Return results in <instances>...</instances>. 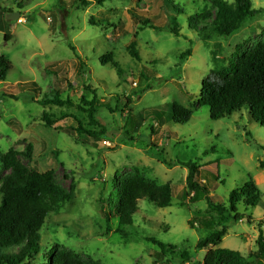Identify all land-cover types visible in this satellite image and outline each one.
<instances>
[{"label":"rangeland","instance_id":"374dc122","mask_svg":"<svg viewBox=\"0 0 264 264\" xmlns=\"http://www.w3.org/2000/svg\"><path fill=\"white\" fill-rule=\"evenodd\" d=\"M250 1L260 13L225 36L208 28L216 12L211 0H0V55L11 62L0 80V152L13 149L26 168L52 170L54 183L66 192L74 184L70 200L45 219L41 253L55 246L97 264H202L206 250L196 244L213 230L198 221L188 225L207 209L205 195L184 198V163L192 161L214 202L228 204L229 193L249 178L261 191L254 208L237 204L250 221L230 224L218 245L239 251L244 264H260L254 253L259 230L264 235V168L258 166L264 161V126L246 108L210 119L209 108L198 102L203 78L238 63L264 39V0ZM11 13L19 16L8 19ZM201 13L199 25L207 28L199 34L188 18ZM172 16L178 36L169 30ZM135 17L151 19L152 27ZM131 41L138 59L128 52ZM187 49L191 54L181 58ZM106 53L121 74L101 63ZM30 82L35 90L25 84ZM91 91L104 132L81 100H91ZM56 92L75 105L40 102ZM173 102L192 110L186 123L170 118ZM43 112L54 121L50 127ZM79 125L97 135L76 131ZM136 170L171 183V205L159 208L140 199L133 225L120 233L118 220L106 215L116 191L110 181ZM8 174L0 164V186ZM150 238L175 249L161 255ZM43 261L39 256L33 264Z\"/></svg>","mask_w":264,"mask_h":264},{"label":"trees","instance_id":"16d2710c","mask_svg":"<svg viewBox=\"0 0 264 264\" xmlns=\"http://www.w3.org/2000/svg\"><path fill=\"white\" fill-rule=\"evenodd\" d=\"M216 12L208 28L218 35L229 36L237 31L244 20L252 18L260 13V9H255L250 0H233L228 3L225 0H211ZM84 2V1H83ZM205 14L189 16L188 25L200 34L204 28L199 23L203 22ZM137 18V21L144 26H151V19ZM172 25L170 32L179 35L177 23L174 16L171 18ZM199 25V26H198ZM152 27V26H151ZM135 38V36H134ZM74 50V48L72 47ZM129 54L134 58H139L135 48V42L131 41L128 47ZM191 54L187 49L181 53L180 57L185 58ZM101 63H111L121 74L118 62L111 53H106L100 59ZM83 63H80V68ZM11 62L6 57L0 55V80L5 81ZM56 74L55 69L48 70ZM57 76V75H56ZM29 84L34 90L37 88L35 82ZM150 87V86H149ZM87 90H91L86 85ZM93 97L87 100L82 97V103L87 106V115L91 122L101 126L95 117V93L91 91ZM132 99L127 97V104ZM42 104H55L58 106H74L75 103L70 98L61 99L56 92L52 99L40 101ZM198 102L209 108V118L219 119L232 114L242 108L248 110L252 120L264 126V39L247 52L238 63L231 64L224 70H213L210 75L201 81V89ZM81 108H83L81 106ZM170 118L174 123L184 124L191 115L192 110L183 105L173 102L170 105ZM43 123L50 127L54 121L43 112ZM76 131H82L90 137H95L97 133L83 129L80 125ZM101 132L103 127H100ZM30 146V145H29ZM30 147L27 148L26 155L30 157ZM0 164L9 170L0 186V264H33L39 256L44 257L42 264H97L86 261L78 254L69 251H58L53 246L50 252L41 253V234L45 219L49 213L57 212L62 205L70 200L74 184L69 187L68 192L62 190L54 183L53 171L39 172L33 168H26L20 163L13 149H8L4 154L0 152ZM188 168L186 176V188L184 198L192 194V201L195 195H205L207 209L204 213L197 211L196 215L188 221V225L193 227L194 222L213 230L207 236L200 239L197 249H205L202 264H244L239 251L228 248H220L223 237L227 233L230 224L243 219L249 222L245 214L237 209L238 203H243L246 207L254 208L261 200L262 194L254 181L249 180L240 188L229 193L228 204L214 202L206 181L199 178L200 166L192 161L184 163ZM260 168H264V161H259ZM111 185H116V191L111 197L112 205L106 215L118 220V232L124 233L126 226L133 225V215L138 210V201L145 199L159 208L171 205L172 189L171 183H157L149 180L145 175L136 170L133 174L124 177L114 176L110 181ZM156 244L161 255L173 252L175 246L162 243L155 238L148 239ZM255 259L261 260L264 264V235L262 230L255 241ZM248 264V263H247Z\"/></svg>","mask_w":264,"mask_h":264},{"label":"water","instance_id":"95a60500","mask_svg":"<svg viewBox=\"0 0 264 264\" xmlns=\"http://www.w3.org/2000/svg\"><path fill=\"white\" fill-rule=\"evenodd\" d=\"M19 16L18 13H11L10 15H8V19H16Z\"/></svg>","mask_w":264,"mask_h":264}]
</instances>
